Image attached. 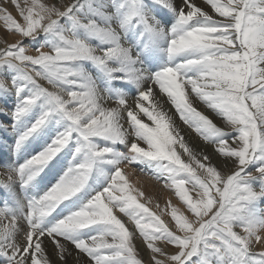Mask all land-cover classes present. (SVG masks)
<instances>
[{
	"label": "snow or ice",
	"instance_id": "1",
	"mask_svg": "<svg viewBox=\"0 0 264 264\" xmlns=\"http://www.w3.org/2000/svg\"><path fill=\"white\" fill-rule=\"evenodd\" d=\"M3 3L0 133L24 159L0 153V264H264V0Z\"/></svg>",
	"mask_w": 264,
	"mask_h": 264
},
{
	"label": "bare ground",
	"instance_id": "2",
	"mask_svg": "<svg viewBox=\"0 0 264 264\" xmlns=\"http://www.w3.org/2000/svg\"><path fill=\"white\" fill-rule=\"evenodd\" d=\"M197 2L201 3L202 0H197ZM205 10H208V9L206 8ZM160 15H161V13H160ZM161 17L164 19L165 23L168 22V20H166L163 16H161ZM0 35L4 40L7 41L8 44L10 43L9 41H12V40L17 41L18 40L17 37L15 38V35H11V34L6 33L3 27H2V30L0 31ZM2 45H3V47L5 46L4 43ZM133 91H134V89H133ZM158 93L159 92L157 91V94ZM156 98H157V100L160 101V103L163 107V110H165L168 113V115L171 116L172 119L175 121V124L178 126V128L180 129L181 133L184 135L186 140L190 143V146H192L193 149L196 151L207 152L210 156H212L213 162L215 164H217V166H220V164H221L220 158L213 154L212 146L205 145L204 142L200 138H198L195 133L190 134L186 130V128H184L187 126H185L180 121V119H179L178 115L176 114L174 108L171 106L170 102L167 101V98L162 96L161 94L156 96ZM194 105L201 112L204 111V114L208 115L218 125L220 124L219 119L216 118L209 110H207L199 101H194ZM9 106H11V102H9ZM202 108H205V110H202ZM3 135L4 134L2 133L0 136L2 137ZM5 140H7L8 143H7V146H6L3 154L8 155L11 159L12 154L9 155V145L12 143L13 137L6 136ZM18 157H19V162H23V159H24L23 155H19ZM229 167H231V165H229ZM131 171L133 174H130ZM127 172H128L130 182L144 193V200L142 202L151 201V204H152L151 209L154 210L155 208H157L156 206L159 205V210H160L163 207V205L166 204L167 200L171 201L172 205H175L177 203L178 198L175 197L173 191L166 189L164 187L163 182H157L155 179L151 178L150 176L142 174L140 172L139 168H137L135 171H133L131 168H128ZM140 178H143L145 180V183L139 182ZM176 206H178V205H176ZM259 208L262 212H264V202H262L259 205ZM143 250H144V248H143ZM256 250L264 251V248H262L260 245H256ZM48 251H49V255H50L52 253L51 246H49ZM145 252L146 251L144 250L143 253H145ZM146 255H147V253H146ZM50 258L54 262H56V260H54L52 255H50ZM56 264H58V262H56ZM68 264H74V262L71 259H69Z\"/></svg>",
	"mask_w": 264,
	"mask_h": 264
},
{
	"label": "rangeland",
	"instance_id": "3",
	"mask_svg": "<svg viewBox=\"0 0 264 264\" xmlns=\"http://www.w3.org/2000/svg\"><path fill=\"white\" fill-rule=\"evenodd\" d=\"M4 6V3H3V0H0V7H3ZM7 7H8V10L10 11V12H12V14L13 15H15V10L12 8V6H11V4H10V2L7 4ZM209 11H210V9H208ZM161 16H163L166 20H168V17L167 16H165L163 13H161ZM2 24H0V31L2 30ZM18 38L19 39V37L18 36H15V38ZM0 38H2L1 37V35H0ZM10 43L9 44H12V43H15L16 41L15 40H12V41H9ZM29 42L28 41H25V45H29L28 44ZM3 42H0V48H3ZM29 54H35L34 52H30ZM41 83H43L44 84V86H46V87H49V90H52L51 89V87L50 86H48L47 85V83L46 82H44V81H41ZM160 93H158L157 94V96L159 95ZM202 110H205V108H202ZM203 113H204V111H202ZM184 128H186V130L190 133V134H194V132L191 130V129H189V128H187V127H184ZM2 133H0V135H1ZM5 135H3L2 137L0 136V153H4V151H5V148H6V146H7V140H5ZM12 156V158H11V160L13 161V162H15V161H17V160H19V157L17 156V155H15V154H12L11 155ZM10 158V157H9ZM184 159L185 160H187V157H184ZM22 163V162H21ZM130 174H133L132 173V171L130 172ZM3 175H4V170H3V168H0V178H2L3 177ZM139 178V177H138ZM139 182H141V183H145V180L143 179V178H140L139 179ZM145 202V201H144ZM169 202V200H167L166 201V204L165 205H163V207L161 208V209H165L166 207H167V203ZM151 204V203H150ZM150 204H148V206L151 208L152 207V204L150 205ZM176 205H178L177 207H179L180 205H179V203H178V201H177V203L174 205V206H176ZM156 209V210H155ZM153 211H157V212H159L160 210L158 209V208H155ZM166 222L167 221H169L170 220V216H168V215H164L163 217H162ZM137 245L139 246V249H140V252H141V255L143 256V258L145 259V260H147V255H146V253L147 252H145V253H143V245L142 244H140V242L139 241H137ZM254 251H256V252H259L260 250H256V246L254 247ZM51 255V254H50ZM53 258H54V260H56V257L55 256H53Z\"/></svg>",
	"mask_w": 264,
	"mask_h": 264
}]
</instances>
